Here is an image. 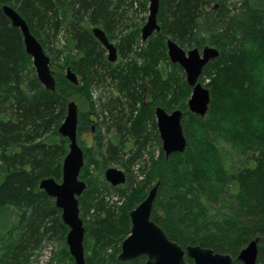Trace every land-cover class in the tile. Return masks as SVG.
<instances>
[{
    "label": "trees",
    "instance_id": "1",
    "mask_svg": "<svg viewBox=\"0 0 264 264\" xmlns=\"http://www.w3.org/2000/svg\"><path fill=\"white\" fill-rule=\"evenodd\" d=\"M135 2L147 10V0H0V264H74L61 211L39 188L43 178L61 181L69 141L57 129L68 100L78 104L77 140L84 152L79 178L86 188L78 201L86 264H144L146 256L120 261L117 255L130 232L129 212L157 182L150 217L170 239L183 248L230 254L241 264L239 251L259 238L257 264H264V0H159L160 31L146 42L139 24L132 30L128 21L123 25ZM3 4L20 13L43 47L69 24L67 45L58 50L66 53L61 71L50 62L54 91L39 82ZM86 24L116 39L119 62L107 60ZM167 38L185 50H219L200 76L209 79L210 91L203 117L187 107L191 87L166 55ZM68 66L80 76L77 84L65 78ZM106 81L127 99L128 112L117 96L106 102L93 97V87ZM155 106L182 110L183 153L165 158L159 146L154 156L152 137L161 143ZM99 113L102 120L95 122L91 116ZM86 132L91 145L81 139ZM108 163L122 166L124 184L106 182ZM112 192L119 198L109 204L105 193Z\"/></svg>",
    "mask_w": 264,
    "mask_h": 264
},
{
    "label": "water",
    "instance_id": "2",
    "mask_svg": "<svg viewBox=\"0 0 264 264\" xmlns=\"http://www.w3.org/2000/svg\"><path fill=\"white\" fill-rule=\"evenodd\" d=\"M159 7V0H148V15L140 28L142 41L160 31ZM1 9L10 20L11 26L19 28L25 52L32 59L39 82L45 89L54 91L56 89L55 72L51 69L50 57L41 42L15 8L3 4ZM262 26L264 30V19ZM91 32L106 49L107 60L115 62L118 58L115 44L108 39L100 27H92ZM166 49L169 60L183 69L186 82L192 89L187 100L188 109L203 117L209 109L210 91L199 82V77L205 65L218 57L219 50L214 46L205 45L201 50L192 48L185 51L170 38L166 39ZM65 78L74 84L79 82L77 74L69 66L65 69ZM154 115L164 157L168 158L173 153H183L187 146V138L182 126V110L174 109L167 112L163 107L156 106ZM77 124L78 104L75 100H68L65 117L57 129L58 133L69 141L68 151L62 160L61 181L50 177L43 178L39 183V188L54 198L56 207L61 211L62 221L68 227L66 244L74 259V264H86L85 227L80 217L78 201V196L86 188V182L79 178L84 164V152L77 140ZM104 177L114 186L126 181L124 171L116 167H107L104 170ZM158 184L159 182L155 183L146 197L129 212L130 232L120 244L118 260L131 261L140 256H146L144 264H233V257L230 254L215 252L211 248L200 245H188L183 248L166 235L150 217ZM258 242L259 238H254L239 251L237 260L241 264H257ZM185 256L191 261H187Z\"/></svg>",
    "mask_w": 264,
    "mask_h": 264
},
{
    "label": "rangeland",
    "instance_id": "3",
    "mask_svg": "<svg viewBox=\"0 0 264 264\" xmlns=\"http://www.w3.org/2000/svg\"><path fill=\"white\" fill-rule=\"evenodd\" d=\"M231 1H233V0H228V3H231ZM138 5L139 4L135 2L133 4V7L132 8H130V9L128 8V11H127L128 13H127L126 20L123 22V25H125V23L128 21V26H129V29H131V30H132V27H134V25H136V24H139L140 25V28H141V26L146 21V17L148 15V8H147V10L145 12H141V10H139V8H138ZM147 7H148V0H147ZM84 19H87V16H85ZM61 20H62V17H61ZM83 25H84V23H83ZM86 25L92 27L90 24H86ZM69 28H70L69 24H67V25H64L63 24V25L60 26L58 32L56 33V35L54 37H49V43H47V44H48V46H51L52 47V49H53L52 51L48 50V48H47L48 46L47 45H46L47 47H43L44 50H45V52L47 53V55L50 57V62H52V63L54 62V65H56L53 68V70L56 73H58L59 71H61L60 70V67H58V66H61L62 65V63L64 61L63 58H64V56H66V53L65 52L64 53H61L62 51L59 52L58 50H63L64 47L67 45V39L69 38V35L67 34V31H68ZM140 41L141 42H146L147 40L142 41L141 40V37H140ZM111 42L113 44H115L116 43V39H113ZM185 51H187V50H185ZM58 52H59V54H58ZM166 55H167V49H166ZM105 56L107 57V51H106V49H105ZM119 60H121V57H120V55L118 53V58L113 63H117V62H119ZM31 61H32V59H31ZM140 63L141 62L138 60V65ZM172 64H174V63H172ZM167 69L168 70L170 69V71H171V68L167 67ZM182 71H183V69H182ZM63 74H65V70H63ZM184 74H185V72H184ZM79 77L80 76L78 75V78ZM184 78H185V76H184ZM208 81H209V79L204 78V79L201 80V77H199V82L204 87H206V84L208 83ZM143 89L148 94L147 87L146 86H143ZM92 93H93V97L96 98V99L99 98V97H101L100 99L102 100V102H106L110 98H113V97L117 96V97L120 98V101H122V102L125 103L124 104L125 110L127 112L129 110V105H128L127 99L124 98V95L118 90L116 84L113 83L112 81H111V83L109 81H106L105 83H103L101 85H95L93 87ZM190 95H191V91H190L189 97H190ZM145 100H147V101L150 100L151 101L150 98H146ZM97 108H98L97 111L99 112V107H97ZM154 109H155V107H154ZM91 117H92V119L95 122L96 121L97 122H100L102 120V116H101L100 113H99V116L98 117H96V114L95 115H92ZM154 118H155L154 121L156 123V117H155V115H154ZM194 124H195V122H193V121L190 122V125H191V128L192 129L194 127ZM149 128L151 129L152 136H153L154 131L152 130V126L150 125ZM156 130H157V127H156ZM157 133H158V130H157ZM158 136H159V134H158ZM152 138L154 139L152 141V144L154 145V147H153L154 149L153 150H154V156L156 157L159 154V150H160V147H161V143H160V145H158L156 139L154 137H152ZM81 139H83L86 142L87 145H91V141H92V134H91V132L83 133L82 136H81ZM160 142H161V140H160ZM80 147H81V145H80ZM91 167L93 169V166H91ZM106 167H116V168L124 171V169L122 168V166L120 164H118V163H108V164H106ZM137 168H138V165L137 164L132 167V171L134 172V174L136 173ZM93 173L95 175L96 171L93 170ZM80 179L83 180L82 178H80ZM108 184L111 185L110 183H108ZM111 191H113V190L111 189ZM118 198H119V196H118V194L116 192L105 193V200L108 201L109 204H112L113 202L117 201ZM119 203H121V202H118L117 204H119ZM43 258L45 259L46 257L43 256Z\"/></svg>",
    "mask_w": 264,
    "mask_h": 264
},
{
    "label": "flooded vegetation",
    "instance_id": "4",
    "mask_svg": "<svg viewBox=\"0 0 264 264\" xmlns=\"http://www.w3.org/2000/svg\"><path fill=\"white\" fill-rule=\"evenodd\" d=\"M156 107V106H155Z\"/></svg>",
    "mask_w": 264,
    "mask_h": 264
}]
</instances>
